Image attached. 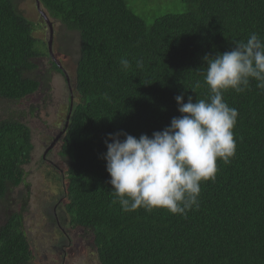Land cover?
<instances>
[{
  "label": "trees",
  "instance_id": "1",
  "mask_svg": "<svg viewBox=\"0 0 264 264\" xmlns=\"http://www.w3.org/2000/svg\"><path fill=\"white\" fill-rule=\"evenodd\" d=\"M41 1L52 18L80 34L70 52L75 69L68 89L75 105L60 146L67 167L43 165L42 173L64 195L70 225L93 238L99 262L264 264V90L256 81L243 93H223L238 110L236 151L228 164L217 160L214 180L201 183L198 209L186 215L165 209L123 212L112 204L103 159L108 134L151 137L181 115L177 95L185 103L188 96L193 102L207 99L203 58L230 51L233 42L253 32L264 38V0H181L184 13L151 25L127 0ZM33 32V22L18 13L14 0H0V101L22 102L41 84L50 87L55 75L70 81L49 44H37ZM122 57L131 62L127 71ZM39 58L50 62L49 75L38 73ZM140 59L143 67L137 68ZM33 151L31 129L18 119L0 118V201L26 186ZM33 260L24 216L14 212L0 224V264Z\"/></svg>",
  "mask_w": 264,
  "mask_h": 264
},
{
  "label": "clouds",
  "instance_id": "2",
  "mask_svg": "<svg viewBox=\"0 0 264 264\" xmlns=\"http://www.w3.org/2000/svg\"><path fill=\"white\" fill-rule=\"evenodd\" d=\"M40 4L37 0V9ZM233 43L230 51L205 55L204 83L210 94L195 102L188 96L186 103L183 94L177 95L181 115L173 117L170 126L151 137L108 134L103 159L110 176L112 204H119L123 212L165 209L186 215L199 208L201 183L215 179L217 160L230 163L236 151L233 129L238 110L225 102L223 93L230 89L243 93L253 80L264 90V38L253 32L246 40ZM119 63L124 71L131 67L127 58L122 57ZM136 66L142 68L143 60H137Z\"/></svg>",
  "mask_w": 264,
  "mask_h": 264
},
{
  "label": "rangeland",
  "instance_id": "3",
  "mask_svg": "<svg viewBox=\"0 0 264 264\" xmlns=\"http://www.w3.org/2000/svg\"><path fill=\"white\" fill-rule=\"evenodd\" d=\"M39 2L40 9H37V0H14L18 13L33 22L37 44L50 41L49 26L39 12L42 9L49 15L54 24V59L67 72L70 81L55 75L54 88L47 90L48 94L45 90L39 91L19 103L0 101V118L12 117L25 123L31 129L34 145L31 163L25 166L26 186L22 184L12 190L4 201H0V224L14 212L23 214L25 232L34 253L32 264H101L93 246V238L84 230L70 225L64 210V195L56 190V181L45 183L42 173L43 165L51 164L62 169L67 167L68 159L62 158L60 153L61 142L47 155V160H43V156L67 117L70 107L68 87L74 82L75 69L70 52L71 46L78 47L80 44V34L52 18L43 2ZM127 4L147 25L165 15L185 12L181 0H127ZM41 59H37L38 73L48 74L50 62L46 58ZM61 174L59 180L64 182ZM27 192L31 193L28 200Z\"/></svg>",
  "mask_w": 264,
  "mask_h": 264
},
{
  "label": "flooded vegetation",
  "instance_id": "4",
  "mask_svg": "<svg viewBox=\"0 0 264 264\" xmlns=\"http://www.w3.org/2000/svg\"><path fill=\"white\" fill-rule=\"evenodd\" d=\"M44 21H45V20H44ZM44 85H45V84H44ZM51 87L54 88V84H50V87H46L47 89H44V88H43V85L41 84V88L38 90V92H39V91L42 92V91L45 90L46 93L48 94L49 92H48L47 90H48L49 88H51ZM68 88L70 89V85H69ZM38 92H36L34 95H36ZM74 105H75V104H74V98H73V96H72V94H71V98H70V112H69V115H70L71 111L73 110ZM69 115L67 116V120H66V122L64 123L63 127L58 131V135L61 134L62 131L66 128L67 123L69 124V122H68V117H69ZM58 135H57L56 138L53 139L52 144L49 145L48 148L45 150V152H44V156H43V160H47V155L50 154L51 152H53V149H54L55 145H56V144L58 145V144L62 141V138H63L64 133H63V135H62L59 139H57V138L59 137ZM48 138H49V137H48ZM57 145H56V146H57Z\"/></svg>",
  "mask_w": 264,
  "mask_h": 264
},
{
  "label": "water",
  "instance_id": "5",
  "mask_svg": "<svg viewBox=\"0 0 264 264\" xmlns=\"http://www.w3.org/2000/svg\"><path fill=\"white\" fill-rule=\"evenodd\" d=\"M41 15L43 16V18L46 20L48 26L50 27V41H49V47H50V52L52 53V43H53V24L52 22L49 20L48 16L46 13H44L43 11L40 10ZM68 125V124H67ZM64 133V132H63ZM61 133L60 136L63 134ZM60 136L57 138L59 139Z\"/></svg>",
  "mask_w": 264,
  "mask_h": 264
}]
</instances>
